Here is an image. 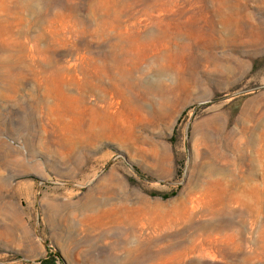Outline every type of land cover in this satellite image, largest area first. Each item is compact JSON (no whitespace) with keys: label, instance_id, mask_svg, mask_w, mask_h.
<instances>
[{"label":"rangeland","instance_id":"1","mask_svg":"<svg viewBox=\"0 0 264 264\" xmlns=\"http://www.w3.org/2000/svg\"><path fill=\"white\" fill-rule=\"evenodd\" d=\"M0 264H264V0H0Z\"/></svg>","mask_w":264,"mask_h":264}]
</instances>
